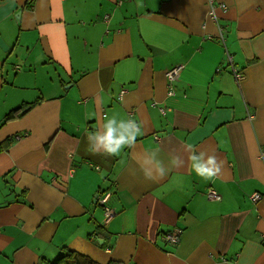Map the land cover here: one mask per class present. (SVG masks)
I'll use <instances>...</instances> for the list:
<instances>
[{
    "label": "crops",
    "instance_id": "0c3cea01",
    "mask_svg": "<svg viewBox=\"0 0 264 264\" xmlns=\"http://www.w3.org/2000/svg\"><path fill=\"white\" fill-rule=\"evenodd\" d=\"M213 2L216 20L208 0H0V264L63 247L98 264H264V0ZM106 117L141 125L118 156L88 151ZM188 145L223 162L217 177L191 170ZM153 151L169 169L154 182L139 167Z\"/></svg>",
    "mask_w": 264,
    "mask_h": 264
},
{
    "label": "clouds",
    "instance_id": "9594fccd",
    "mask_svg": "<svg viewBox=\"0 0 264 264\" xmlns=\"http://www.w3.org/2000/svg\"><path fill=\"white\" fill-rule=\"evenodd\" d=\"M141 134V125L134 119L117 120L107 118L95 132L87 135L88 151L93 155L118 156L125 147H132L136 137ZM191 154L188 157L189 166L197 176L212 180L221 172L223 162L215 154L208 155L201 151L196 153L192 145L187 146ZM172 167H182L184 160L174 156L170 160ZM140 171L147 181L162 179L168 173L163 161L158 158V151L145 154L139 163Z\"/></svg>",
    "mask_w": 264,
    "mask_h": 264
},
{
    "label": "built area",
    "instance_id": "2783aa9c",
    "mask_svg": "<svg viewBox=\"0 0 264 264\" xmlns=\"http://www.w3.org/2000/svg\"><path fill=\"white\" fill-rule=\"evenodd\" d=\"M122 0H119V3H121ZM208 6H209V10H210V14L212 16V19H215V15H214V10L216 8H221L222 10L225 9V6L223 4H215L213 2V0H208ZM216 20V19H215ZM228 59H230V57H228ZM181 67L180 66H175L173 68H171L170 70L166 71V79L167 82H173V80H175L179 74L178 71H180ZM234 72V76L237 80H241L243 78V75L241 72H237L236 70H233ZM123 93V92H122ZM173 93V89L171 87H169V91L168 94H172ZM162 112H164V110H160ZM20 138V137H17ZM264 161V156L261 157ZM109 196V192L105 193V195L99 196V201L100 203H104L107 199V197ZM205 196L206 199L208 200H219L220 196L219 194L214 190V189H208L205 192ZM251 201L256 202L258 201L261 197L260 194L258 192H254L252 193L250 196ZM114 214H116V212L112 209H109L107 207L104 208V218L105 221H107L108 219L112 218L114 216ZM182 230L180 228H176L175 231L173 232H166L163 234L162 239L167 241V243L172 244V245H177L179 243L180 240V234H181Z\"/></svg>",
    "mask_w": 264,
    "mask_h": 264
},
{
    "label": "trees",
    "instance_id": "16d2710c",
    "mask_svg": "<svg viewBox=\"0 0 264 264\" xmlns=\"http://www.w3.org/2000/svg\"><path fill=\"white\" fill-rule=\"evenodd\" d=\"M18 111L19 109L16 108L8 112L5 116V120L8 121L18 116L19 114ZM40 264H98V263L86 255H82L78 252L63 247L61 249L60 254L57 255V257L53 261L43 260L42 262H40ZM108 264H119V263L110 261Z\"/></svg>",
    "mask_w": 264,
    "mask_h": 264
}]
</instances>
